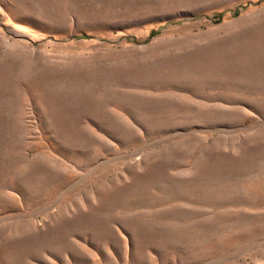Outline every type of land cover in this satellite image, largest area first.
<instances>
[{"label":"rangeland","instance_id":"374dc122","mask_svg":"<svg viewBox=\"0 0 264 264\" xmlns=\"http://www.w3.org/2000/svg\"><path fill=\"white\" fill-rule=\"evenodd\" d=\"M0 264H264V0H0Z\"/></svg>","mask_w":264,"mask_h":264}]
</instances>
